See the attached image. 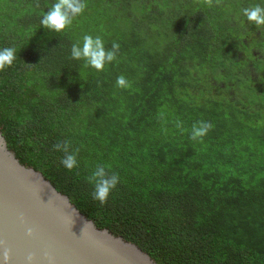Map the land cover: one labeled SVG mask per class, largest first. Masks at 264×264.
Listing matches in <instances>:
<instances>
[{
    "label": "trees",
    "instance_id": "1",
    "mask_svg": "<svg viewBox=\"0 0 264 264\" xmlns=\"http://www.w3.org/2000/svg\"><path fill=\"white\" fill-rule=\"evenodd\" d=\"M54 2L0 0V49H16L0 134L18 163L155 264H264V26L242 14L264 0H86L62 32L40 24ZM85 34L120 44L103 71L70 57ZM201 120L214 127L193 141ZM98 164L120 178L104 205Z\"/></svg>",
    "mask_w": 264,
    "mask_h": 264
},
{
    "label": "water",
    "instance_id": "2",
    "mask_svg": "<svg viewBox=\"0 0 264 264\" xmlns=\"http://www.w3.org/2000/svg\"><path fill=\"white\" fill-rule=\"evenodd\" d=\"M0 264L155 263L133 243L97 229L39 172L19 164L0 134Z\"/></svg>",
    "mask_w": 264,
    "mask_h": 264
},
{
    "label": "clouds",
    "instance_id": "3",
    "mask_svg": "<svg viewBox=\"0 0 264 264\" xmlns=\"http://www.w3.org/2000/svg\"><path fill=\"white\" fill-rule=\"evenodd\" d=\"M208 6H212L214 0H204ZM218 5L220 0H215ZM86 0H55L40 19V24L45 29L54 32H62L72 24L73 18L82 14L86 8ZM242 14L249 23L256 26H264V5L253 4L242 8ZM120 50V44L113 42L110 49H106L100 36L93 37L85 34L82 38V44L78 40L71 45L70 57L74 60H83L85 67L94 68L97 71H103L106 64L112 63L117 59ZM16 59L15 47H4L0 49V71L10 67ZM31 66L32 64H28ZM116 86L119 88L130 87L128 79L123 75L116 78ZM177 127H182L181 122L177 121ZM214 125L209 121H198L192 126L190 139L193 141H202L203 138L213 129ZM69 141H60L53 145V150L63 152L61 165L67 170L78 166V150L72 151ZM88 182L93 185L92 198L99 201L101 205L108 202V197L112 190L120 182L119 174L109 172L102 164H98L95 170L88 177ZM28 235H32V230H28ZM33 256L27 257L28 261L33 260ZM4 261L11 259L10 250H5L3 254Z\"/></svg>",
    "mask_w": 264,
    "mask_h": 264
}]
</instances>
